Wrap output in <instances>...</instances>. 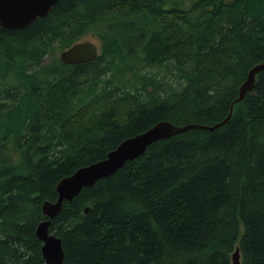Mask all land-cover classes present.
Here are the masks:
<instances>
[{
  "label": "trees",
  "instance_id": "16d2710c",
  "mask_svg": "<svg viewBox=\"0 0 264 264\" xmlns=\"http://www.w3.org/2000/svg\"><path fill=\"white\" fill-rule=\"evenodd\" d=\"M88 34L94 60L43 62ZM262 62L264 0H58L0 28V264H43L34 230L60 179L157 122L212 126L230 107L62 202L48 233L61 264H230L234 248L264 264V71L233 103Z\"/></svg>",
  "mask_w": 264,
  "mask_h": 264
},
{
  "label": "water",
  "instance_id": "95a60500",
  "mask_svg": "<svg viewBox=\"0 0 264 264\" xmlns=\"http://www.w3.org/2000/svg\"><path fill=\"white\" fill-rule=\"evenodd\" d=\"M58 0H0V28L12 30L26 27L36 19L43 18ZM98 55L96 46L89 41L74 43L58 54V60L65 65H75L94 60ZM264 71V62L252 66L244 82L239 86L237 97L233 103L239 102L254 83V76ZM232 103V104H233ZM231 107L227 116L212 126L186 124L174 126L168 122H157L146 131L129 137L120 142L114 149L107 152L102 160L78 168L71 175L60 179L55 184L56 199L53 202H43L40 207L43 220L40 221L34 236L40 243V255L43 264H61L63 253L59 239L48 233L50 220L55 217L62 202H70L79 192L91 187L95 182L113 175L126 162L142 156L146 148L160 140L182 134L188 130H213L220 127L230 117ZM82 212L87 214L88 207ZM230 264H240L238 249L234 248L230 255Z\"/></svg>",
  "mask_w": 264,
  "mask_h": 264
},
{
  "label": "rangeland",
  "instance_id": "374dc122",
  "mask_svg": "<svg viewBox=\"0 0 264 264\" xmlns=\"http://www.w3.org/2000/svg\"><path fill=\"white\" fill-rule=\"evenodd\" d=\"M78 40H80V41H89V42L93 43L96 46L97 52L99 54V48H100V46H99L96 38L94 39L91 35L88 34V35H85V36L79 38ZM60 51L61 50L59 49V42L58 41H54L52 43L50 52L48 53L47 57L44 58L43 62L49 63V62L57 59L58 54L60 53ZM139 71H140V69H139ZM139 71H137V72L138 73L143 72V70L140 71V72ZM151 71H153V69H151ZM146 72L147 73H150L149 71H146ZM163 76H164L163 83H169V82H171L172 78L169 76L168 73H165ZM127 77L129 78L130 75L127 74ZM128 86H129V84L126 85V87H128Z\"/></svg>",
  "mask_w": 264,
  "mask_h": 264
},
{
  "label": "bare ground",
  "instance_id": "6f19581e",
  "mask_svg": "<svg viewBox=\"0 0 264 264\" xmlns=\"http://www.w3.org/2000/svg\"><path fill=\"white\" fill-rule=\"evenodd\" d=\"M169 42V41H168ZM177 47V46H176ZM177 52V51H176Z\"/></svg>",
  "mask_w": 264,
  "mask_h": 264
},
{
  "label": "flooded vegetation",
  "instance_id": "af4514ba",
  "mask_svg": "<svg viewBox=\"0 0 264 264\" xmlns=\"http://www.w3.org/2000/svg\"><path fill=\"white\" fill-rule=\"evenodd\" d=\"M58 58V57H57Z\"/></svg>",
  "mask_w": 264,
  "mask_h": 264
}]
</instances>
